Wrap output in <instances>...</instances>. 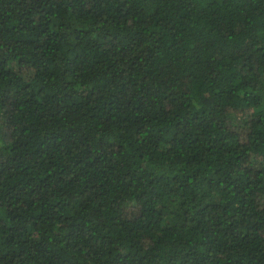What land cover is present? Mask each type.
<instances>
[{"label": "trees", "instance_id": "obj_1", "mask_svg": "<svg viewBox=\"0 0 264 264\" xmlns=\"http://www.w3.org/2000/svg\"><path fill=\"white\" fill-rule=\"evenodd\" d=\"M0 264H264V0H0Z\"/></svg>", "mask_w": 264, "mask_h": 264}, {"label": "rangeland", "instance_id": "obj_2", "mask_svg": "<svg viewBox=\"0 0 264 264\" xmlns=\"http://www.w3.org/2000/svg\"><path fill=\"white\" fill-rule=\"evenodd\" d=\"M23 77L26 78V79H28L30 76L28 75V73L24 72L23 73Z\"/></svg>", "mask_w": 264, "mask_h": 264}]
</instances>
